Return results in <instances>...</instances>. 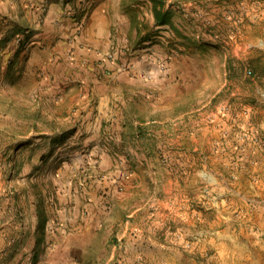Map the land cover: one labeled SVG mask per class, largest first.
<instances>
[{"label":"rangeland","instance_id":"rangeland-1","mask_svg":"<svg viewBox=\"0 0 264 264\" xmlns=\"http://www.w3.org/2000/svg\"><path fill=\"white\" fill-rule=\"evenodd\" d=\"M53 1L0 0V264H264V0Z\"/></svg>","mask_w":264,"mask_h":264},{"label":"crops","instance_id":"crops-1","mask_svg":"<svg viewBox=\"0 0 264 264\" xmlns=\"http://www.w3.org/2000/svg\"><path fill=\"white\" fill-rule=\"evenodd\" d=\"M28 2H30V0H25L24 5L26 3L28 4ZM36 2H38V0H36ZM66 2H68V0L67 1L56 0V1L52 2L51 6H50V8L52 7V9H51V11H49V15L50 16L54 15V17L52 16V18L50 17L49 19L55 20V26H53L52 28L51 27L48 28L47 26H45V28L48 29L46 31L47 33L51 32V33H55L57 36H59V30H61L62 34H63L65 29L69 28L66 26V22H64V21H67L68 23H70V18H67V16H66V13H67L68 9L70 8V5H68V4L66 5ZM26 12L28 14L33 13L34 16L37 17V12H39V7L36 8L34 12H32L29 9L26 10ZM104 22H105V17L101 16L99 14V11L94 10V12L91 14L90 18L88 19V22L86 25V31L82 34V39H84L86 44L94 47L95 50H91V49L87 50L86 49L84 54L80 53L81 57L79 56L80 59L77 60L79 62L75 63V65H72L73 63H68L64 67L65 70H68V72H73V71L76 72L78 70L77 67H79L80 63L82 65H85L83 68L81 67L85 72L83 75H81L82 78L80 80H82L84 82L86 87H89L90 80H91V82L92 81L94 82V79H90V75H93L92 70L96 69L95 68V63H96L95 61L98 59L96 56L98 51H96V50H98L102 47L103 42H101L100 35L102 33V24ZM97 25H98V29L96 30ZM40 43L41 42H39V44ZM58 48H61V51H58L59 53H62V52L68 53L67 49L66 50L63 49L64 45H61ZM81 51H83V50H81ZM86 74L89 75V77L88 76L85 77ZM109 82H112V81H109ZM100 84H102V83H100ZM91 85L93 86V89L97 88V84H91ZM100 86H103V88H106V89L111 88L109 85H106V83L103 85H99V87ZM95 103H97V101ZM100 104H102V105H100ZM103 105H104L103 101H100V103H98L95 107H93L92 112H91V116H89L88 119L84 120V123L82 124L83 130H81L80 134L83 136V139L86 142L98 143V142H100V140L103 137L102 136L103 123H104V120H105L106 114H107Z\"/></svg>","mask_w":264,"mask_h":264}]
</instances>
